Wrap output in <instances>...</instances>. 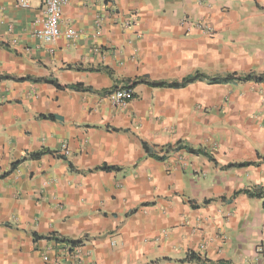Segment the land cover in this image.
<instances>
[{
  "label": "crops",
  "instance_id": "1",
  "mask_svg": "<svg viewBox=\"0 0 264 264\" xmlns=\"http://www.w3.org/2000/svg\"><path fill=\"white\" fill-rule=\"evenodd\" d=\"M44 2L0 0V76L88 90L0 81V264H264V82L136 83L264 75V0H65L53 43Z\"/></svg>",
  "mask_w": 264,
  "mask_h": 264
},
{
  "label": "trees",
  "instance_id": "2",
  "mask_svg": "<svg viewBox=\"0 0 264 264\" xmlns=\"http://www.w3.org/2000/svg\"><path fill=\"white\" fill-rule=\"evenodd\" d=\"M2 80H11V81H15V82H43L45 84L51 85L53 86L55 89L57 90H73V91H87L88 89L84 88L82 85H63L59 82H57L54 79H40V78H33V77H21V78H16V77H10V76H6V75H1L0 76V81ZM197 81H205L210 85H224V84H229L232 82H257V83H262L264 82V75H255V74H238V73H230V74H226L223 76H207V75H203L200 74L198 72L189 75L185 78H183L181 81L179 82H165V81H151V80H146V79H141V80H137L136 83L137 84H145L150 88L153 89H161V88H183L185 86H187L188 84L197 82ZM40 119H46V120H53L54 117L51 115H47V116H43L40 115L39 116ZM147 154L150 157H153L155 159H160L162 160L163 157H156L154 154L149 153V149L146 147V145H143ZM44 154V151H41L39 153H35L30 155L31 158L33 159H38L40 158L42 155ZM248 163H244V164H238L235 166L238 167H242V166H247ZM94 170H101V171H114L116 170L115 167H109L106 165H103L101 167L95 168ZM245 192L247 195L251 196V197H261L262 195H264V191L262 189H258L255 190L253 192L251 191H242ZM61 243H64V245H70L71 247L74 246H78L80 244L79 241H72V240H66V239H62L60 241ZM181 262H187V263H193V262H202L204 264H214L206 259L201 260L197 255H195L194 253H188L187 256L181 260Z\"/></svg>",
  "mask_w": 264,
  "mask_h": 264
},
{
  "label": "built area",
  "instance_id": "3",
  "mask_svg": "<svg viewBox=\"0 0 264 264\" xmlns=\"http://www.w3.org/2000/svg\"><path fill=\"white\" fill-rule=\"evenodd\" d=\"M65 4V0H45V22L43 27L34 32V37L39 40L46 41L48 43H53L61 35L60 21L62 16V7ZM19 5L23 8L27 7V0H19ZM74 36V32L68 30L65 33L67 39H71ZM134 99V94L130 87H120L114 89L109 95V102L114 108L125 107L129 102ZM61 152L63 156L69 155V150L65 145L61 147ZM66 257L69 259L70 264H81L80 256L81 249L79 246L71 247L65 245ZM44 262L46 264H53L49 262L47 257H44Z\"/></svg>",
  "mask_w": 264,
  "mask_h": 264
}]
</instances>
